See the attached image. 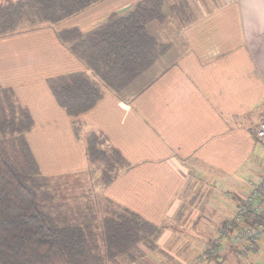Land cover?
<instances>
[{
    "label": "crops",
    "instance_id": "obj_1",
    "mask_svg": "<svg viewBox=\"0 0 264 264\" xmlns=\"http://www.w3.org/2000/svg\"><path fill=\"white\" fill-rule=\"evenodd\" d=\"M138 1L100 0L58 22L22 9L7 31L0 21V83L32 111L25 137L41 172L81 184V197L68 202L80 212L65 216L97 238V251H106V219L124 209L160 225L155 248L140 242L131 249L140 254L135 260L103 264H193L217 236L200 225L203 216L224 224L250 191L249 176L264 175V138L257 134L264 118V0H165V33L157 36L165 50L117 91L58 31H89ZM76 71L93 78L102 95L74 117L49 79ZM91 132L105 136L111 164L90 158ZM233 252L226 248L202 264H227Z\"/></svg>",
    "mask_w": 264,
    "mask_h": 264
},
{
    "label": "trees",
    "instance_id": "obj_2",
    "mask_svg": "<svg viewBox=\"0 0 264 264\" xmlns=\"http://www.w3.org/2000/svg\"><path fill=\"white\" fill-rule=\"evenodd\" d=\"M98 1L18 0L6 5L0 2L1 29L9 30L22 9L43 21L58 22ZM164 3L165 0H139L132 9L112 13L89 31L63 28L58 36L107 86L119 91L136 80L165 50L148 27L154 20L165 19ZM49 83L59 103L74 117L93 107L102 95L100 85L83 71L50 78ZM15 99L13 92L0 83V133L12 132L9 139L0 137V264H103L118 256L135 260L140 254L131 249L140 242L155 248L160 225L134 210L124 209L106 219V251L102 253L97 251V238L88 237L81 224L67 220L66 216L55 217L44 208L38 188L46 176L25 137L34 118L32 111ZM105 141L103 134L89 133L87 152L91 159L111 164L102 146ZM6 142L14 155L6 149ZM114 155L116 159L122 157L118 150Z\"/></svg>",
    "mask_w": 264,
    "mask_h": 264
},
{
    "label": "built area",
    "instance_id": "obj_3",
    "mask_svg": "<svg viewBox=\"0 0 264 264\" xmlns=\"http://www.w3.org/2000/svg\"><path fill=\"white\" fill-rule=\"evenodd\" d=\"M257 128L258 136L264 138V118ZM248 185L250 191L238 202L234 216L225 221L220 234L211 239L193 264L217 257L226 248H234L245 256L254 253L258 258L259 247L264 242V175L249 176Z\"/></svg>",
    "mask_w": 264,
    "mask_h": 264
},
{
    "label": "rangeland",
    "instance_id": "obj_4",
    "mask_svg": "<svg viewBox=\"0 0 264 264\" xmlns=\"http://www.w3.org/2000/svg\"><path fill=\"white\" fill-rule=\"evenodd\" d=\"M161 21L154 20L149 24L150 31L157 37H161L163 33H165V29H161ZM12 132L10 130H6L3 133H0V137L4 139H9ZM7 144V142L5 143ZM8 150L11 155H14L13 149L10 147L9 144L6 145V149ZM18 147H22L20 144ZM23 148V147H22ZM46 179V180H45ZM44 184L40 185L38 188V194L44 208L49 211V213L53 216L61 215L67 216L70 212L72 213V208H78L77 212H80L81 206H71L70 200L72 197H81L82 190L81 184L78 183L77 186H73L70 182L68 183L65 180H62L59 183V180H52L50 177H45ZM67 183V184H66ZM69 184V185H68ZM67 185V186H66ZM96 185V184H93ZM80 215V213H79ZM218 216L210 215V216H203V219L200 221V225L203 226L205 232L210 234L211 236H217L220 234L219 227L223 226V221L217 218ZM221 226V227H222ZM221 229V228H220ZM254 253H250L249 255L245 256L238 252H233L228 255L225 259V263L227 264H264V242L262 243L257 255L258 258H255ZM187 261V259H185ZM257 261V262H255Z\"/></svg>",
    "mask_w": 264,
    "mask_h": 264
}]
</instances>
